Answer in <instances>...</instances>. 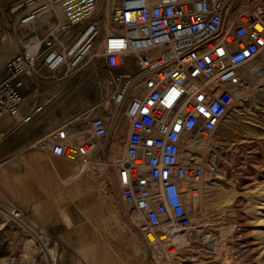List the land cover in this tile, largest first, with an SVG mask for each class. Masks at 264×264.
Segmentation results:
<instances>
[{"label": "built area", "instance_id": "obj_1", "mask_svg": "<svg viewBox=\"0 0 264 264\" xmlns=\"http://www.w3.org/2000/svg\"><path fill=\"white\" fill-rule=\"evenodd\" d=\"M97 1L14 3L20 50L4 66L0 119L8 116L22 125L42 111L41 105L25 108L23 77H64L99 55L109 70L132 63L133 69L115 78L109 96L112 134L121 117L127 122L123 155L110 165L121 198L131 206L145 241L154 245L160 234L191 225L183 194L198 189L203 169L192 151L183 157L182 147L216 130L245 86L242 67L264 57V6L260 0H119L114 20L121 30L99 37L93 16ZM54 8L59 15L37 32L41 12ZM87 133L63 124L34 146L88 168L95 144L110 130L102 117L94 116ZM0 212L4 224H16L28 235L23 253L2 264H41V237L22 220L21 210L0 206ZM149 234L154 240L147 239Z\"/></svg>", "mask_w": 264, "mask_h": 264}, {"label": "rangeland", "instance_id": "obj_2", "mask_svg": "<svg viewBox=\"0 0 264 264\" xmlns=\"http://www.w3.org/2000/svg\"><path fill=\"white\" fill-rule=\"evenodd\" d=\"M17 1L0 0V80L5 76V63L20 50L21 29L16 23L19 10L12 9ZM260 1L264 6V0ZM118 4L119 0L97 1L93 16L99 24V37L121 30L114 20ZM42 28L40 25L36 31L41 32ZM257 64L264 67L261 56L247 62L242 69L247 72ZM133 68L130 63L109 70L104 57L99 55L86 59L79 69L64 77L50 73L23 77L21 90L25 108L43 106L38 113L42 120L39 124L30 122L4 133L0 138L1 150L5 154L15 148L33 150L39 160L42 150L34 146L38 140L30 136L53 122L63 125L76 120L72 123L73 131L87 136L88 120L100 116L109 130L114 110L109 96L117 86L115 78ZM259 79L264 80V77L252 74L253 83ZM253 100L260 102L258 109L252 107ZM243 102L238 111L227 110L210 136L211 144L205 152L206 162L214 170L213 183L207 181L206 166L202 199L194 204L193 195L188 198L183 194L191 225L184 230L165 233L167 239L154 245L145 241L131 206L121 198L116 173L110 165L123 155L127 122L121 117L112 139L105 137L97 142L92 166L81 170L79 164L72 161L77 176L87 175L95 181L100 203L106 207L99 214L97 225L83 233L91 242L63 240L58 236V229L26 223L41 237L39 241L46 257H42L41 264H264V90H254ZM85 113L89 117L82 121L80 115ZM197 140L192 142L194 149L199 148ZM187 152L186 149L182 152L184 158ZM7 156L0 162L9 161ZM191 156L200 165V155L193 152ZM11 207L15 205L2 208ZM2 219L0 212V264L4 258L22 254L23 243L28 237L18 225L4 224ZM179 234H183L184 239H175Z\"/></svg>", "mask_w": 264, "mask_h": 264}, {"label": "crops", "instance_id": "obj_3", "mask_svg": "<svg viewBox=\"0 0 264 264\" xmlns=\"http://www.w3.org/2000/svg\"><path fill=\"white\" fill-rule=\"evenodd\" d=\"M36 116L30 122L39 124L42 119L40 115ZM80 116L82 121H87L89 117L87 113ZM73 122L76 120L67 123L70 130H73ZM59 123L53 122L38 128L30 138L42 139L61 126ZM22 125L4 116L0 119V133ZM109 130L108 138L111 140L112 124ZM41 152L38 160V154L33 150L21 151L15 148L5 154L0 148V160L6 155L9 159L0 162V206L14 204L21 210L25 223H34L44 229H58V236L63 240L71 239L74 243L91 242L83 237V233L97 225L99 214L106 208L100 203L95 181L87 175L77 176L72 161L63 157L51 159L52 155Z\"/></svg>", "mask_w": 264, "mask_h": 264}, {"label": "bare ground", "instance_id": "obj_4", "mask_svg": "<svg viewBox=\"0 0 264 264\" xmlns=\"http://www.w3.org/2000/svg\"><path fill=\"white\" fill-rule=\"evenodd\" d=\"M55 10L54 11H51L49 9H46L44 11L41 12V14L39 15V18H38V21H37V27L42 25V24H45L46 22H48L52 17L54 16H58L59 15V11L57 8H54ZM14 11V10H13ZM106 17H107V23L109 21V17H108V10L106 9ZM101 47L99 46L98 48V51H100ZM263 61H264V57H262ZM259 62V61H258ZM261 63V62H259ZM249 67V65H248ZM255 73V75H258V76H263L264 77V67L257 64L255 68H248V71L245 72L244 74V79H245V85L248 84V88L245 89V86L241 87L240 89L237 90V92L235 93L234 95V98L232 100V103L231 105L229 106L228 109H231L232 111H238V108L240 106H242V104L244 103L243 101L246 99L247 95H249L251 92H253L254 90L256 91H262L264 90V80H261L259 79L258 81H256L255 83L252 82V74ZM252 107L254 109H258L260 107V102L257 101V100H253L252 101ZM114 112V111H113ZM221 123V122H220ZM219 126V125H218ZM211 136V135H210ZM208 137V138H204V139H198L197 140V143L199 144V148L198 149H194L192 148V142L194 141H189V143H187L186 145H184L182 147V151H184L185 149L188 151L186 153V156L189 154L190 151L194 152V153H197L200 155L199 157V161H200V167L203 169V176L201 178V180L198 182V197L195 198V195H196V192H193L190 193L189 190H186L185 192V196L188 197V198H192L191 196L193 195V203L195 204V202H197V200H201L202 199V188L204 187V184L206 182L205 178H204V175H205V170H206V166H208V169H207V181H209L210 183H213V172L214 170L212 169L211 167V164L210 163H207L206 162V148H208L211 144V137ZM213 142V141H212ZM95 151H97L96 149L98 148L97 144H95ZM116 149V147H115ZM115 151V150H114ZM116 158V157H115ZM93 165V161L90 163L89 166L87 167H90ZM203 166V167H202ZM86 168L84 167H81V170H85ZM80 171V170H79ZM78 171V172H79ZM197 184V183H196ZM200 202V201H199ZM43 203V202H42ZM38 206V204H37ZM40 206H42L40 204ZM200 211V209H199ZM203 214V213H202ZM194 215V214H193ZM199 222V221H198ZM197 222V224H198ZM184 229V228H183ZM181 229V230H183ZM163 234V233H162ZM161 235V234H160ZM159 235V236H160ZM158 236V237H159ZM147 239H149L150 241L154 240L153 236H151L150 234L147 235ZM167 239V236L164 234V235H161L157 240L158 242H162L164 240ZM174 239V238H173ZM175 239H184V235L183 234H179L175 237ZM172 252V250L170 251V253ZM218 254V252H217ZM223 254V253H222ZM219 255V254H218ZM217 255V256H218ZM224 256V254L222 255V257ZM216 257V256H215ZM225 258V256L223 257ZM225 260V259H224Z\"/></svg>", "mask_w": 264, "mask_h": 264}]
</instances>
